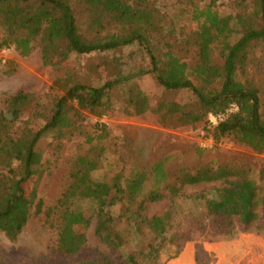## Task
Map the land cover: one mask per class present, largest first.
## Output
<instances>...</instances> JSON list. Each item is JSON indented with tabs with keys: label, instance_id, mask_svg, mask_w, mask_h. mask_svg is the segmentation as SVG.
<instances>
[{
	"label": "trees",
	"instance_id": "trees-1",
	"mask_svg": "<svg viewBox=\"0 0 264 264\" xmlns=\"http://www.w3.org/2000/svg\"><path fill=\"white\" fill-rule=\"evenodd\" d=\"M177 2L193 25L184 40L150 0H0V49L15 47L21 56H29L39 46L44 63L57 72L46 99L37 98L30 114L43 120L40 127L26 131L17 124L32 103L33 96L24 91L7 100L8 112L0 111V235L15 241L31 216L42 214L57 227V251L74 264H159L162 249L178 240L171 233L175 213L169 209L148 216L146 205L164 197V189L175 200L186 185L213 181L223 186L216 191V203L208 199L206 212L222 232L264 230V166L255 179V169L236 160L188 166L182 153L168 152L144 163L129 145V171L97 179L93 173L111 137L102 122L86 133L88 147L75 158L70 181L56 203L45 207L39 197V141L51 132L66 137L80 131L86 112L103 117L118 106L131 115L151 111L165 126L204 128L216 144L233 137L264 153L263 91L248 70L256 48L264 45V0H242L243 9L236 15L223 14L214 1ZM129 45L148 64L124 74L120 60L109 58ZM91 54H103L102 66L114 70L97 84L84 81L69 66L72 55ZM143 74H152L169 95L189 92L192 97L154 103L134 80ZM232 104L238 109L220 119ZM211 116L218 120L213 126ZM204 152L197 148L200 155ZM26 185H31L29 192ZM191 196L207 200L206 193ZM83 201L94 204L95 232L109 254L87 253L92 219L80 205Z\"/></svg>",
	"mask_w": 264,
	"mask_h": 264
},
{
	"label": "rangeland",
	"instance_id": "rangeland-1",
	"mask_svg": "<svg viewBox=\"0 0 264 264\" xmlns=\"http://www.w3.org/2000/svg\"><path fill=\"white\" fill-rule=\"evenodd\" d=\"M150 1L173 21L180 40H184V35L193 30L191 20L177 0ZM213 1L226 15H236L243 9L242 0H204V3ZM113 54L109 60L119 59L124 74L133 73L140 65L148 64V59L133 45ZM104 59L103 54L72 55L69 66L74 67L84 81L97 84L114 73L113 67L102 66ZM248 70L250 77L263 91L264 103V45L256 48V55ZM56 76L55 68L44 63L39 46L29 56H21L15 47L0 49V111L8 112L7 100L17 92L24 91L33 96L32 103L26 107L17 124L26 131L40 127L43 120H35L30 114L37 98L46 99ZM134 80L154 103L165 97L182 100L192 97L189 92L169 95L152 74L139 75ZM211 121L212 126L218 122L212 117ZM80 122V131L66 137H58L51 132L39 141L43 174L38 182V193L45 207L54 205L67 187L75 158L83 148L85 150L88 147L85 143L86 133H93L97 122L107 124L111 130L100 166L93 173L97 179L110 180L118 172L129 171L132 160L129 145H134L135 157L144 163L157 160L168 152L182 153L183 161L188 166L205 163L218 165L236 160L250 164L255 169L252 173L255 179L258 170L264 166V153L256 152L233 137H226L216 144L206 129L191 125L165 126L158 115L151 111L131 115L118 106L112 114L103 117L86 112ZM197 148L204 149V154L197 153ZM181 159L177 158V161ZM37 166H34L35 173L31 181L36 178ZM222 186L221 181L186 185L181 189L182 195L175 200L169 199L167 189H164V197L146 205L145 213L148 216L169 209L175 213L171 220V233L175 239L178 235V240L162 249L159 264H264V230L253 227L249 231H241L236 228L232 233H225L213 217L207 215L208 199L214 198L212 203H216L220 197L216 191ZM26 188L29 192L31 185H26ZM195 193H206L207 200L194 199L191 195ZM80 205L92 219L87 230V253L109 254V247L95 232L94 204L83 201ZM123 233L128 235L125 231ZM57 240V227L47 222L42 214H34L17 240L12 241L5 234L0 235V264H74L72 259L57 251ZM129 249L130 245L127 247Z\"/></svg>",
	"mask_w": 264,
	"mask_h": 264
},
{
	"label": "built area",
	"instance_id": "built-area-1",
	"mask_svg": "<svg viewBox=\"0 0 264 264\" xmlns=\"http://www.w3.org/2000/svg\"><path fill=\"white\" fill-rule=\"evenodd\" d=\"M237 109H238L237 105H236V104H232V105L230 106V108L226 111L225 114L219 115V118H220V119H221V118H224L225 116H228L229 113H231V112H233V111H235V110H237ZM211 117L214 118V119H217V118L214 117V116H211Z\"/></svg>",
	"mask_w": 264,
	"mask_h": 264
}]
</instances>
